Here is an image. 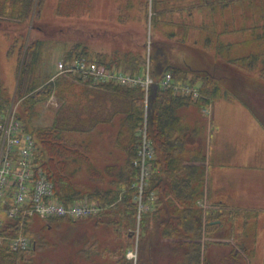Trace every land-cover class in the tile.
Masks as SVG:
<instances>
[{"label":"rangeland","instance_id":"374dc122","mask_svg":"<svg viewBox=\"0 0 264 264\" xmlns=\"http://www.w3.org/2000/svg\"><path fill=\"white\" fill-rule=\"evenodd\" d=\"M194 3L195 0H159V5L154 0H44L25 22L0 18V91L11 99L7 114L16 110L18 118L23 116L24 101L18 98L16 89L24 41L26 45L44 42L40 88L49 82L58 85L50 99L35 106L31 128L53 125L64 105L59 97L63 92L68 101L83 97L81 86L56 82L62 78L57 76L59 63L78 46L81 50L88 48L96 60L100 55H144L146 64L140 71L119 69L139 76L149 72L153 82L159 83L163 76L155 80L150 63V54L154 55L156 48L166 49L170 65L183 67L189 61L199 68L208 63L205 70L210 71V80L194 82L193 76L188 82L175 80L190 84L200 95L202 85L209 91L217 88L209 104L180 111L189 123L200 124L210 154L212 196L199 205L213 209L206 218L214 227L203 237L202 260L204 264H264V70L262 64L252 68L241 61L263 45L254 39L256 34L239 31L243 24L239 25L234 14L195 9ZM226 23L231 25L225 26ZM203 25L211 32L201 33ZM218 33H223L218 37L220 43L232 46L223 52L225 57L219 58L213 49ZM206 36L212 42L209 49L203 47ZM216 66L222 69L215 71ZM144 93L148 103L149 92ZM119 119L120 115L113 122L116 128L113 123L100 127L105 130L104 137H98L97 132L74 134L78 143H90V156L98 168L113 163L115 156L123 159V152L114 147L112 137ZM35 139L39 147L38 138ZM85 168L80 178L87 181ZM108 181L109 178L103 184L105 188L109 187ZM149 181L144 190L150 187ZM130 193L132 205H137L135 216L125 212V205H117L111 214L78 221L29 219L25 237L31 241V248L24 253L26 262L21 264H174L182 260L184 248L163 241L158 230L145 232V227L140 226L142 216L156 206L152 201L156 200V193L152 192V200L147 201L145 194L141 200L140 195ZM141 204H148L152 210L145 212ZM1 215L5 222L9 220L3 216L4 211ZM132 232L134 237L130 236ZM129 251L134 252L136 259L128 258Z\"/></svg>","mask_w":264,"mask_h":264},{"label":"trees","instance_id":"16d2710c","mask_svg":"<svg viewBox=\"0 0 264 264\" xmlns=\"http://www.w3.org/2000/svg\"><path fill=\"white\" fill-rule=\"evenodd\" d=\"M43 1L0 0V18L25 22L38 11ZM154 2L159 5V0ZM195 2V5L193 4L195 9L209 8L211 12L234 14L232 17L238 20L239 25L243 24L240 32L247 30L252 36L256 34L254 39L262 43L263 47L260 45L258 52L242 57L241 61L245 62L244 64L248 62L252 68L262 64L264 70V42H260L264 40V0H195ZM229 25L231 24H225ZM206 31L211 32L205 27L201 29V33ZM214 33L216 36V31L212 32L213 36ZM220 34L223 33H218L217 38ZM209 39L211 38L206 36L204 43L202 42L203 47L207 49L209 43H212ZM24 42L20 50L23 59L18 69L16 89L18 98L24 101V114L19 118L23 121L25 129L38 138L37 160L48 180L54 184L58 200L66 205L85 198L98 201L105 207L102 216L111 214L117 205L118 207L125 205V212H132L135 216L137 205H134L135 202L132 205L130 192L138 194L135 185L139 170L134 166V162L138 156L140 132L146 126L148 138L155 146L157 157L152 162L150 187L144 190V198L146 197V201L152 200L150 198L152 192L156 193L157 198L152 200L156 205L154 209L149 208L152 211H145L140 226L145 227V232L154 228L161 233L163 241L174 247L184 248L182 260L174 264H204L202 240L207 230L214 227L206 218L213 209L199 205L200 201H207L208 197L212 196L209 188L208 149L200 124L189 123L180 111L192 105L209 104L217 88L209 91L202 85L201 98L193 101L192 98L177 95L172 90L162 89L159 81H154L149 89L148 103H145V93L139 87L129 88L112 84L94 86L77 76L64 75L56 82L81 86L84 89L83 97H77V101L74 102L68 101L63 95L66 92H63L59 97L64 105L53 125L31 128L35 106L50 99L57 91L58 85L49 82L40 88L44 42L36 41L27 45L26 41ZM79 48L80 46L71 50L63 61L86 57L108 67H123L127 72L130 70L134 73L140 71L146 64L144 55L136 56L132 53L115 57L100 55L96 60L91 57L88 48L84 47L82 50ZM231 48L230 44L220 43L218 38L213 49L219 58L225 57L223 52ZM150 63L155 80H159L167 73L180 82H188L189 76H193L194 82L201 80L202 83L211 78L210 71L205 70L208 63L200 64L202 66L199 68L189 61L183 67L170 65L166 58V49L162 48H156L155 54H150ZM218 69L222 68L216 66L215 71ZM215 78L217 79L216 76ZM10 103L11 99L5 92L0 91V117L7 114ZM245 107L251 111L249 105ZM119 115L118 127L112 137L114 147L121 148L123 159L121 161L115 156L113 163L98 168L90 156L88 145L90 143L86 145L82 141L78 143L74 134L97 132L98 137H104L105 130H101L100 127L112 126ZM113 125L116 128L117 124ZM122 140L126 143L122 144ZM85 166L87 181L80 178ZM107 178L109 187L105 188L103 184ZM29 221L8 220L0 229V238L3 240L0 244V264L26 262L23 255L28 251L13 252L9 243L18 236L27 235ZM130 234L134 237L135 232Z\"/></svg>","mask_w":264,"mask_h":264},{"label":"built area","instance_id":"2783aa9c","mask_svg":"<svg viewBox=\"0 0 264 264\" xmlns=\"http://www.w3.org/2000/svg\"><path fill=\"white\" fill-rule=\"evenodd\" d=\"M64 75L77 76L94 86L112 84L129 88L139 87L147 94L154 84L149 72L146 76L132 75L86 57H76L59 63L57 76ZM160 86L164 90H172L177 95L193 100L201 98L197 89L190 84L182 85L176 82L170 73L163 76ZM37 156V141L25 129L17 111L0 117V229L6 220L1 215L2 211L5 213L3 216L17 221L35 217L42 220L65 218L78 221L97 217L105 211L104 206L91 201H78L68 205L60 202L55 194L54 184L48 180ZM155 156V146L148 138L145 126L140 132L138 156L134 162V166L139 170L135 186L141 200L153 171L152 162ZM140 207L144 211L149 209L143 204ZM2 241L0 238V244ZM9 247L13 252L29 251L31 241L21 235L12 239ZM136 257L134 252L129 251V259L134 260Z\"/></svg>","mask_w":264,"mask_h":264},{"label":"crops","instance_id":"0c3cea01","mask_svg":"<svg viewBox=\"0 0 264 264\" xmlns=\"http://www.w3.org/2000/svg\"><path fill=\"white\" fill-rule=\"evenodd\" d=\"M231 107H232V106H231ZM237 108H240V107H237ZM237 108H235V109H237ZM239 110H241V109H237V111L241 113V111H239ZM248 111H249V110H248ZM207 153H208V158H209V159H208V164H209V161H210V154H209V151H207ZM208 169H209V167H208ZM216 184H217V183H216ZM217 187L220 188L219 185H216V188H217Z\"/></svg>","mask_w":264,"mask_h":264}]
</instances>
